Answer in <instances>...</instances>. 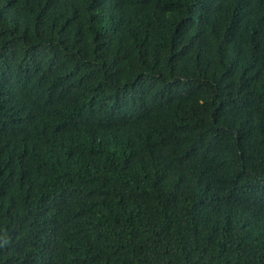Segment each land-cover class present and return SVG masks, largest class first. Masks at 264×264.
<instances>
[{
    "label": "trees",
    "instance_id": "trees-1",
    "mask_svg": "<svg viewBox=\"0 0 264 264\" xmlns=\"http://www.w3.org/2000/svg\"><path fill=\"white\" fill-rule=\"evenodd\" d=\"M0 264H264V0H0Z\"/></svg>",
    "mask_w": 264,
    "mask_h": 264
}]
</instances>
